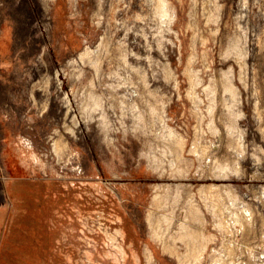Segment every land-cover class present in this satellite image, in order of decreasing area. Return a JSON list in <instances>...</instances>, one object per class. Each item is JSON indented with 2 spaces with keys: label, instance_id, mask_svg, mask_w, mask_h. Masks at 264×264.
I'll return each instance as SVG.
<instances>
[{
  "label": "rangeland",
  "instance_id": "rangeland-1",
  "mask_svg": "<svg viewBox=\"0 0 264 264\" xmlns=\"http://www.w3.org/2000/svg\"><path fill=\"white\" fill-rule=\"evenodd\" d=\"M1 203L0 264H261L264 0H0Z\"/></svg>",
  "mask_w": 264,
  "mask_h": 264
},
{
  "label": "bare ground",
  "instance_id": "bare-ground-1",
  "mask_svg": "<svg viewBox=\"0 0 264 264\" xmlns=\"http://www.w3.org/2000/svg\"><path fill=\"white\" fill-rule=\"evenodd\" d=\"M150 226L158 230L161 234H164L171 226V219L165 214L157 222L153 223V221L151 220Z\"/></svg>",
  "mask_w": 264,
  "mask_h": 264
},
{
  "label": "built area",
  "instance_id": "built-area-1",
  "mask_svg": "<svg viewBox=\"0 0 264 264\" xmlns=\"http://www.w3.org/2000/svg\"><path fill=\"white\" fill-rule=\"evenodd\" d=\"M259 258V261L261 264H264V254H261Z\"/></svg>",
  "mask_w": 264,
  "mask_h": 264
},
{
  "label": "crops",
  "instance_id": "crops-1",
  "mask_svg": "<svg viewBox=\"0 0 264 264\" xmlns=\"http://www.w3.org/2000/svg\"><path fill=\"white\" fill-rule=\"evenodd\" d=\"M6 206H5V204L4 203H1L0 204V209L2 210V208L4 209Z\"/></svg>",
  "mask_w": 264,
  "mask_h": 264
}]
</instances>
